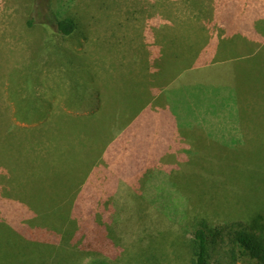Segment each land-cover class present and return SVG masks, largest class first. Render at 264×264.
<instances>
[{"label": "rangeland", "instance_id": "rangeland-1", "mask_svg": "<svg viewBox=\"0 0 264 264\" xmlns=\"http://www.w3.org/2000/svg\"><path fill=\"white\" fill-rule=\"evenodd\" d=\"M236 1L228 15L224 7L234 1L46 0L45 4L42 0H0V264H89L94 257L109 264L192 263L193 245L181 226L140 197L147 191L146 199L150 198L153 178H145L148 183L140 187L106 184V189H113L108 195L102 185L94 189L91 168L100 151L108 153L107 142L112 140L106 137L117 129L112 116L139 112L153 95L149 89L154 76L153 27L188 32L185 28L195 30L203 24L200 33L207 44L223 34L224 28L213 24L219 20L228 22L231 31L248 28L247 33H253L250 23L264 19V0ZM50 9L57 17L74 20L78 34L59 35L53 25H47ZM32 15L35 24L30 26ZM257 28L264 36V24L258 23ZM258 33L253 34L257 37ZM159 42L170 54L171 41ZM238 75L246 81L241 84L243 78L239 79L245 88L239 98L245 119L239 122L240 129L236 120L223 122L221 145L238 143L237 164L241 166L264 149V88L253 89L264 85V69L254 67ZM77 84L123 86L99 88L100 106L109 95V114L95 120L84 115L93 99L84 104V113L76 114ZM78 88L83 97V87ZM95 144L99 150L91 149ZM133 154L127 153L125 159ZM213 166L215 174H220L222 160L216 157ZM96 171H103L102 166ZM133 173H123L126 180L131 178L126 184L135 180L130 176ZM219 186L202 177L192 186L180 187L188 199V220L205 217L217 223L248 217L255 210L248 199L250 189L240 179L228 197ZM94 190L98 199L93 198ZM119 193H125L119 199L124 206L120 221L106 222L105 215ZM254 194L264 200V183ZM90 218L105 224L108 243L104 251L83 249L85 238L78 239L80 228ZM29 221L44 225L58 242H34L18 233L16 223ZM237 264L255 261L240 256Z\"/></svg>", "mask_w": 264, "mask_h": 264}, {"label": "trees", "instance_id": "trees-1", "mask_svg": "<svg viewBox=\"0 0 264 264\" xmlns=\"http://www.w3.org/2000/svg\"><path fill=\"white\" fill-rule=\"evenodd\" d=\"M42 2L45 4L47 3L46 0H42ZM31 10V13L36 11L33 7ZM46 18L48 20L47 25H53L59 35L74 37L78 34L76 22L70 18L57 17L54 9H50V14ZM258 23L264 24V19H256L253 24H251V26H253V33H258ZM28 24L30 26L35 24L34 15L29 18ZM234 30V32H236V38L239 39V53L241 51L243 53H248L252 50L255 54H252L251 57L249 56L240 60L246 63V68L242 69L240 67L244 66H239L235 69V72H233L238 80V84H227L232 88L224 87L223 89L220 88L221 90L218 89L221 93L218 90L213 91L215 93H212L214 94V97L211 99L215 98V100L218 101L216 104L220 107L223 113L234 114V116H236L237 120L235 122H238V127L240 129L239 124L245 119L243 118L242 110L239 104V98L242 96L240 93L245 91V88L241 87L242 85H240V83L246 84V81L245 76H239L238 73L241 72L244 74L247 72L248 74V72L254 67L264 69V36L258 33L259 37H251L249 35L246 36L244 34L246 31L242 30V28ZM239 30H242L243 32H239ZM155 43L159 45L161 51L160 53L157 51L158 55L153 56V66L155 72L157 73L156 76H153L154 79H157L158 76L161 79H166L169 75L171 76V74H177L184 70L192 71L196 51L199 48L202 51V47L204 46L202 39L187 43L186 48H183L178 41H175V43L172 41L174 45L171 46L172 50L170 51V54H167V56L164 53L166 52V45L164 44V47L160 42ZM184 49H187V51ZM240 64L241 63H239V65ZM211 69L213 68H206L205 71ZM240 78L243 79L239 83ZM77 85L78 86L75 88L77 92L73 98L77 104L76 106H73L76 110V114H78L77 111L80 113L83 112L86 108L84 104H86L89 99H93V101L90 102L89 108H86L88 111L84 115L94 116L95 120H100V117L106 118L105 114H109V104L102 100L105 103L104 106H100L99 102L101 101V97L98 95L99 88H97V84ZM154 85L156 84H153V86ZM111 86L113 89L115 88L113 84H110V87ZM78 87H83L81 90L87 94L86 102L84 100L85 94L83 93L82 97L81 94L78 93ZM196 87L197 86L193 87L194 89L186 88L180 90V96H182L185 100L198 98V92H203V90ZM263 88L264 85L262 87L258 85L253 89L256 92H260ZM149 89L151 92L152 89ZM201 107V105H194L190 102V109L195 113H200L202 111ZM209 110L210 107L207 111ZM63 111L67 112L64 109ZM39 112L40 110L38 109L37 113ZM80 116L83 115L81 114ZM43 121L44 124L47 123V120L44 119ZM116 123L117 122L115 121L114 126L117 125ZM111 135L109 132L108 136ZM235 143L236 142L234 141L228 146L222 145L221 147H217L216 151L212 155L208 154L200 147L197 151H191V153L188 154L189 161L186 163L187 168L182 171L185 175H187V177L184 176L177 179V171L168 170L166 175L162 174V177L153 178V189H149L151 192L150 198L146 199L147 191H144V200L153 205L156 210L169 221L180 225L183 234L191 241L194 250V258L192 259L191 264H237V260L240 256H248L250 259L255 261V264H264V200H259L258 198L261 197H255L254 194L259 191L261 184L264 183V149H261L258 152L255 151L256 153L253 157L246 158L244 163L241 166H238L237 160H239L240 155H238V143ZM92 147H94L95 150H99L98 144H95V146L92 145ZM209 156H211V161L209 160ZM216 157L219 160H222L220 174H215L216 172L214 171L213 164ZM201 158L204 159L203 163L201 162ZM202 177L205 178L206 181L212 180L213 184H219V189L224 191L223 193L227 197L232 192L231 188H233L240 179L242 185L245 186L246 189H250V196L248 199L252 202L251 204L255 210L248 214V217H239L234 220L227 219L217 223H211L205 217H198L193 221L188 220V199L180 187L182 185L183 188L186 186H192L198 181V178ZM95 185L97 184L95 183ZM112 190L113 189L111 188H107L106 190L104 189L105 193L108 191V194L111 193ZM94 193L93 198L95 195V198L98 199L99 196ZM109 208V214H104L105 221H120V215L124 212L123 203H121L120 200H115ZM104 225L105 224L99 223L92 218L85 221V225H83L78 232V239L83 236L85 238V243L82 247L83 249H93L96 251L105 250L104 247H106L105 245L108 243V238ZM16 226L19 230L18 231L16 229V231L31 241L39 243L58 242L55 238H53V234H51L50 231L42 224H33L29 221V223L18 222L16 223ZM215 253H219L217 255L219 258L211 262L210 259ZM89 264L109 263L102 258L94 257L90 260Z\"/></svg>", "mask_w": 264, "mask_h": 264}, {"label": "crops", "instance_id": "crops-1", "mask_svg": "<svg viewBox=\"0 0 264 264\" xmlns=\"http://www.w3.org/2000/svg\"><path fill=\"white\" fill-rule=\"evenodd\" d=\"M226 1H234L224 7V9L228 10L227 14L230 15L232 8L237 5V1ZM217 6V9H219L220 4ZM213 24L217 25L220 30L224 27V32L223 34L222 31L220 34L218 33L208 44L204 33H200L203 31V24L200 25V28L195 26V30L185 28V31L188 32H183V29L175 32L164 25L156 24L157 26L153 27V56L158 55L161 51L158 47L159 45L155 42L166 40L171 41V46L174 45L172 41H178V43L181 42L183 48H186L187 43L202 39L204 42L203 50L198 52L199 48L196 51L192 71L184 70L177 74H171L166 79H161L159 76L157 79L153 78V84H156L151 87L153 89V97L148 100L139 112L131 116H126L127 113L123 111L117 115H114L115 113L112 114L114 116H112L111 121L117 122V129L114 135L106 137L107 140H109V137L112 140L107 142L106 147H110L107 155L106 151L104 153L100 151L95 157L96 162L93 160L94 164L92 163L90 174L93 181L92 184L102 185L105 190L106 184L140 187L148 183L146 179L162 177L166 175L168 170L177 171V179L184 176L187 177L182 171L187 168L188 154L191 151H197L200 147L212 155L217 147L222 146L221 131L224 125L223 122H234L237 118L229 113H223L216 104L218 101L215 98L211 99L214 97L212 93H215L213 91L220 88H232L227 84H238L233 72L239 66H244L240 67L242 69L246 68V63L240 60L251 57L254 51L251 50L248 53L241 51L239 53V39L236 38L235 30L231 31L230 24L221 20L215 21ZM250 24H253V22ZM170 30L171 33L168 35ZM250 30L253 31V26ZM245 31L246 33L244 34L246 36H255L253 33H247L248 28ZM154 43L158 45L157 48L159 50H157ZM162 46L165 47L164 44ZM184 50L187 51V49ZM165 51L164 53L167 55L168 51ZM239 63L241 64L239 65ZM206 68L213 69L205 71ZM120 73L122 74V72ZM153 75H157L155 70ZM174 84H179V86H174ZM117 85L123 86V84H113L115 87ZM195 86L203 90V92H198V98L185 100L180 96V90L186 88L194 89L193 87ZM104 87L107 90L112 88L110 84L105 86L104 84L100 86L97 84V88L103 89ZM169 89L174 90V92L170 91L172 92L170 95ZM166 93L168 96L164 98ZM108 97L109 95L102 99L107 102ZM162 100L165 101L163 105L160 103ZM190 102L194 105H201L202 111L200 113L193 112L190 109ZM209 107L210 110L207 111ZM170 110L171 113L168 112ZM138 146H141V148L139 149ZM91 149L93 150L94 147L91 146ZM130 152H134V154L131 158L125 159L126 154ZM209 160L211 161V156H209ZM201 162H204L203 158H201ZM100 165L103 171L97 174L96 170ZM133 171H136L137 174L133 173ZM124 172L133 173L130 176H134L133 179L137 181L133 180V182H127L126 184V181L131 178L126 180L123 176ZM114 193L118 192L114 190ZM122 194L125 193H119L118 199L114 200L122 199ZM140 197L144 199L142 193Z\"/></svg>", "mask_w": 264, "mask_h": 264}]
</instances>
